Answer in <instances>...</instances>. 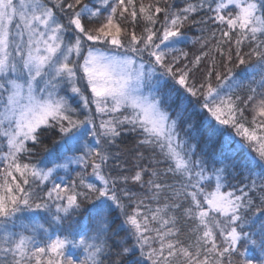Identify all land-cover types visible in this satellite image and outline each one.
Returning <instances> with one entry per match:
<instances>
[{
	"label": "snow or ice",
	"instance_id": "6c2138e0",
	"mask_svg": "<svg viewBox=\"0 0 264 264\" xmlns=\"http://www.w3.org/2000/svg\"><path fill=\"white\" fill-rule=\"evenodd\" d=\"M0 264H264V0H0Z\"/></svg>",
	"mask_w": 264,
	"mask_h": 264
},
{
	"label": "trees",
	"instance_id": "16d2710c",
	"mask_svg": "<svg viewBox=\"0 0 264 264\" xmlns=\"http://www.w3.org/2000/svg\"><path fill=\"white\" fill-rule=\"evenodd\" d=\"M196 34H198V33H196ZM189 35L191 36V35H193V33H189ZM51 140H52V138H49V139L45 140V144L48 145L49 147L52 146ZM125 145H127L129 148L132 146V141H131L130 137L128 139H126L124 141V144H122L121 146L124 147ZM44 155H45V153L43 152V146H41L35 152L34 158H39V157H42ZM61 174H63V173L61 172ZM238 179H242V177H239ZM233 182L235 183V181H233ZM248 254H249L250 258H253L254 260L258 259V252L256 250H254V249L250 248Z\"/></svg>",
	"mask_w": 264,
	"mask_h": 264
}]
</instances>
